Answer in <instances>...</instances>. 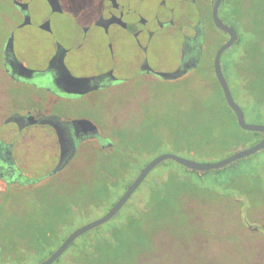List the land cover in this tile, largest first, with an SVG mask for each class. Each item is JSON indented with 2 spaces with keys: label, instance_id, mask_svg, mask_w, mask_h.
Instances as JSON below:
<instances>
[{
  "label": "rangeland",
  "instance_id": "1",
  "mask_svg": "<svg viewBox=\"0 0 264 264\" xmlns=\"http://www.w3.org/2000/svg\"><path fill=\"white\" fill-rule=\"evenodd\" d=\"M29 8L33 13L36 9L41 10L43 14L48 12L42 0H31ZM13 11L14 7L8 0H0V15L2 13L4 16H11ZM193 16L194 12L191 11L188 19H193ZM9 29V25L0 24V52ZM63 31L68 33L69 27L65 26ZM178 38L174 35L161 36L155 41L156 54L154 47L149 54L152 66L166 70L178 64L176 53L180 42ZM218 39L221 41L222 38ZM50 44V41L37 30H26L17 33L15 41L12 40V55L17 60L13 53L16 51L25 65L41 68L51 53ZM212 52V49L209 50L205 57L206 62L212 56ZM63 70L66 75L73 77L67 70L65 71V67ZM123 73L135 78L136 70L132 67L127 71L124 70ZM134 78L126 87H134L137 84ZM85 79L92 81V78ZM146 83L148 85L133 96L129 92L126 93L121 86L103 92H94L88 99L92 100L89 104L90 108L86 107L87 100L83 99L61 104L53 103L51 108L55 113L69 119L74 116L90 117L97 123L100 134L109 136L112 140L115 139V132L125 131L127 141H136L134 143L138 146V154L142 155L141 158H145L146 155L142 162L134 164L133 169H126L130 172L128 177L136 175L135 169L143 165L146 160L160 154H173L191 161L208 163L220 161L238 149L252 146L250 142L244 141L242 130L235 125L208 71L175 82L150 78L146 80ZM10 128L8 126L7 130L5 128L2 130L8 132ZM205 128L213 130V137L217 142L215 148L208 152H199L190 135L192 136L196 131H204ZM227 133H230V136H227L224 142H219L217 138ZM38 141L41 142V140ZM236 144L240 145L236 147ZM40 145L39 143L32 146L33 150L31 149L30 153L32 158L25 162L27 168L34 174H39L42 169L52 164L50 160H46L53 156L51 144L43 142L42 151L38 150ZM119 147L116 146V152L119 151ZM68 156L62 155L61 161ZM260 160H264V150L223 169L202 174L190 171L170 160L159 164L149 174L152 176L159 173L162 182L167 186L159 185L157 194L159 198L170 202L171 205L174 201L171 198L172 193L176 194L174 197L182 200H177L176 204L183 214L174 219L161 217L159 219L161 229L159 232L147 234L144 238L147 243H144V248L140 249L135 243L140 241L132 238L134 225L127 226L125 231L132 238L129 246L131 251L120 247L116 253L128 251L129 259L126 264H264V184L262 182L264 170L256 167L248 172L246 169L249 164ZM91 162L92 160L83 154L58 177L54 183H62L60 190L64 195H69L71 192L76 195L77 187L83 195L89 188L87 180L95 174ZM165 166L171 168L174 173L171 181L164 175ZM118 173L123 175L122 170ZM147 190V183H144L139 190L142 212L138 220L143 234L150 230L153 220L152 203L147 198ZM52 199L53 193L41 197L34 191L19 189L13 192L5 208L9 209V216L13 214L20 218V221L26 220L28 216L42 219H46L47 216L63 217L58 213L48 212L46 200ZM82 200L81 196L77 198V201L74 199L72 206L75 211L68 216L65 215V218L69 217L68 226L60 227L64 232H70L104 214L103 204L96 208L83 204ZM62 201L66 207H71L70 199L63 197ZM52 208L50 207L49 210ZM126 210L127 206L117 213L115 219L112 218L106 224L99 226L98 233L106 235L103 231L108 227L119 223H130L131 221L123 216ZM1 223L0 221V228ZM57 225H60L59 221ZM87 233L88 241L97 237L91 236L95 234V231L90 230ZM14 235L13 238H15ZM106 239L109 240V238ZM82 242V239H78L75 243L80 245ZM3 243V234L0 233V244ZM99 246H101L100 241L97 242L95 253L99 250ZM41 260L42 257L30 256L25 259H16L11 264H38ZM74 261V257L63 254L53 264H80ZM3 264L7 263L3 262Z\"/></svg>",
  "mask_w": 264,
  "mask_h": 264
},
{
  "label": "flooded vegetation",
  "instance_id": "2",
  "mask_svg": "<svg viewBox=\"0 0 264 264\" xmlns=\"http://www.w3.org/2000/svg\"><path fill=\"white\" fill-rule=\"evenodd\" d=\"M8 1L14 7L12 15L4 16L2 13L0 15V24L10 26L0 52V207H6L13 192L20 189L34 191L41 197L53 193V199L46 200L49 213L62 212L66 207L62 201L63 197L70 199V206L74 209L72 206L74 199L77 201L80 196L83 199L82 191L77 187L76 195L74 192L64 195L60 190L62 183L54 182L79 156L84 154L93 158L96 151L110 150L107 144L111 138L100 134L99 127L93 119L88 116L70 117V120L76 123L83 120L93 124L97 131H90L82 124L63 122L60 119L65 117L52 110L53 103L61 104L83 99L87 100L86 107L90 108L92 100L88 99L94 92L121 86L126 93L129 92L133 96L148 85L147 79L158 78L162 81L175 82L204 71H208L219 86L214 74L213 59L217 49L228 40V35L217 29L212 22L211 12L215 0H50L52 3L49 0H42L48 10L44 14L39 9L34 13L30 10L31 0ZM245 2L246 0H241L240 4L244 6ZM224 3L225 0L220 3L218 16L234 29L238 41L239 34L236 29L223 19ZM191 11L194 12L193 19H188ZM65 26L69 27L68 33L65 32L67 29L63 31ZM33 29L50 41L52 50L41 68L28 67L17 52L13 51L16 61L35 71L31 79H24L17 67H14V70L10 68L8 60L9 62L10 59L13 60V55L9 53L6 57L5 45L10 35H13L15 41L17 33ZM171 35L178 36L180 40L176 52L178 64L161 70L152 66L149 54L157 39ZM220 37L221 41L218 39ZM217 42L219 43L215 45ZM154 49L156 54L157 47ZM211 49L212 56L206 62L205 57ZM224 54L225 52L220 61L225 77ZM155 57L157 59V56ZM182 65L186 67V73L177 79L164 80L156 74L175 71ZM64 67L72 78H92L91 82L99 87L84 95L61 91L55 87L52 80L70 78L64 73ZM132 67L136 70L135 78L123 73ZM133 78L137 84L134 87H126ZM57 121L60 122L57 123L59 132L67 139L69 160L62 164L61 169L54 172L60 159V145L57 129L49 122ZM8 126L11 127L8 132L2 130L4 128L7 130ZM38 142L41 144L38 147L40 151L43 142L51 144L53 156L46 158L52 163L50 167L42 169L39 174H34L27 168L25 162L31 157L32 146L39 144ZM84 146L86 149L83 151ZM50 207L54 208L49 210ZM68 218L47 216L46 219H42L28 216L24 220L27 223L23 224L24 221L15 216L0 217L2 222L0 229L4 228V223H8L12 231L6 235L8 240L3 234L4 243L0 244V257L8 256L13 259L20 257L25 259L30 256L48 257L73 230L80 227L70 232L61 230L60 227L68 226ZM44 225L54 231V236L50 240L60 242L58 244L50 242L41 248L33 247L32 238L36 237L37 228L40 229ZM87 234L86 232L79 236L74 242L78 239L89 240ZM91 236H98V233ZM72 244L63 253L65 256H77L84 251L83 247L81 248L82 244L76 247H72Z\"/></svg>",
  "mask_w": 264,
  "mask_h": 264
},
{
  "label": "trees",
  "instance_id": "3",
  "mask_svg": "<svg viewBox=\"0 0 264 264\" xmlns=\"http://www.w3.org/2000/svg\"><path fill=\"white\" fill-rule=\"evenodd\" d=\"M240 3L241 0H225L222 7L223 19L226 23L234 27L239 34V40L223 55L224 75L230 87L232 97L242 107L247 122L264 124V0H246L244 6ZM217 87L224 105L228 108L235 125L238 127L233 112L226 105L218 85ZM242 133L244 134V141L250 142L251 145L259 142L263 138V134L258 132L242 130ZM125 135V131L115 132V139H111L109 151H96L95 157H89L92 160L91 163L94 166L92 169L95 170V174L91 179L88 178L87 180L89 188L83 193V204L96 208L103 204V206H105L104 212L108 211L125 191L126 187L133 181L140 169L152 159L146 160L143 165L136 168V175L128 177L127 175H130V172H127L126 169H133L132 167L135 166L134 164L142 162L141 160L145 159L146 155L145 158H141L142 155L138 154V146L134 143L136 141H127ZM227 136H230V133L223 136L220 135L217 139L219 142H224V139L228 138ZM190 137L193 138V142L197 146L199 152H208L210 149L215 148L217 142L216 138L213 137V130L206 129L200 132L196 131L192 136L190 135ZM239 145L240 144H236V147ZM116 146H120L118 152H116ZM256 167H260L264 170V160L249 164L246 169L249 172L253 171ZM164 169V175L167 177L166 179L171 181L174 175L172 169L166 166ZM121 170L123 171V175H119L118 173ZM150 174L141 184L142 186L144 183H147V198L150 203H152L151 215L153 220L152 225H150V230L146 234L140 231L142 226L138 218L141 216L142 206H140L139 200V190L141 188V186H139L130 197L129 201L121 208L122 211L123 208L127 206V210L124 211L123 216L131 222L114 224L108 227L103 231L106 235L98 233L100 227L92 230L98 233V236L92 241L87 240V242L83 240L81 248L83 247L84 251L81 252L80 255L73 256L75 259L74 262L77 261L80 264H126L129 259L128 251H131L129 249L130 239H138L140 242H135L139 245L138 249L141 247L144 248L147 243L144 241L145 236L147 234L159 232L161 229L159 222L161 217L174 219L178 215L183 214L181 213L182 211H179V207L176 204L177 200L182 201L181 198H175L174 195L176 194L172 193L171 198L174 199L172 205L170 202L159 198L156 191L158 186L163 185L165 187L167 184L162 182L159 173H155L152 176H150ZM262 182L264 184V179ZM8 211L9 209L0 207V217H13V214H11V216L8 215ZM74 211L75 210L71 207H64L62 212L56 211L53 214L58 213L64 217L65 215L68 216L72 214ZM121 211H119V213ZM45 212L46 211H44V213ZM115 218L116 216L113 219ZM129 225H134L135 227V229H133L134 235L132 238H130L125 231V228ZM9 226L10 224L4 223V228L0 229V233L4 234V236L11 234L12 231L9 229ZM140 233L141 235H139ZM35 236L36 237L32 238L33 240L31 241L34 245L33 247L41 248L48 245L50 242V244L53 242H57L58 244L60 242V240H50L51 237L53 238L54 236V231L50 229V227H46V225L40 229L38 227ZM106 238H109V240ZM5 239L8 240L7 236ZM113 239L114 241H111ZM98 241L101 242V246H99V250H96L97 252L95 253ZM76 246L74 242L72 247ZM120 247H125L128 251L125 252L124 250V253H116V250ZM50 252H52V250ZM46 257L47 256H43L42 259ZM0 259H2V262H0L1 264H3V262L11 264V260L15 261L16 259H23V257L13 259L5 256L0 257Z\"/></svg>",
  "mask_w": 264,
  "mask_h": 264
},
{
  "label": "water",
  "instance_id": "4",
  "mask_svg": "<svg viewBox=\"0 0 264 264\" xmlns=\"http://www.w3.org/2000/svg\"><path fill=\"white\" fill-rule=\"evenodd\" d=\"M221 1L222 0H215L213 7H212L211 18H212V22L214 26L220 31L228 35V40L217 49L214 55L213 69H214L215 78L220 86V89L222 91V95H223L226 105L229 107V109L233 112L235 116L238 127L243 131L258 132V133L264 134L263 124L248 123L246 121L245 115L241 107L235 102V100L232 97L229 86L222 73L221 61H220L221 56L224 52L229 50L234 45L238 37L234 29L226 25L218 16V8L220 6ZM50 3L52 2L50 1ZM12 40H13V35H10L5 45L6 57H8L9 53H12ZM11 60L12 59H10V62L8 60L10 68L14 70V67L15 68L17 67V69L20 71L18 72L22 78L31 79L33 77V74L35 73V71L27 69L20 62L16 61L14 57H13V60L12 61ZM56 62H57V59H55L54 63ZM185 68L182 65L175 71L156 72V74L164 80L177 79L186 73ZM52 83L55 85L56 88L60 89L61 91H64L65 93H68V94H74V95H84L87 92L91 90H95L99 87L97 84H94L90 82L89 79H85V78L76 79V78L70 77L64 80L63 79L62 80L53 79ZM60 120L63 122H71L73 124H77V123L82 124L85 128L90 129V131H97V128L93 124L88 123L87 121L80 120V121H77L76 123V121L70 120L67 118H63ZM49 123L52 124V126L57 129L59 145H60V158H62V155L65 156L67 155V152H68L67 139L62 133L59 132V127H57V123L60 124L59 121L49 122ZM107 146L110 147L111 142H109ZM262 150H264V138L248 148L238 149L234 151L228 157L220 161H217V162L199 163V162L191 161V160H188V159H185V158L173 155V154L157 155L156 157L152 158L144 167L140 169V171L138 172L136 177L133 179V181L126 187L125 191L115 201V203L110 207L108 211H106L102 216L73 230L63 240V242L60 244V246L55 251H53L45 260L41 261L38 264H53L55 261H57L62 256V254L68 249V247L79 236L109 222L126 204V202L130 199V197L134 194V192L138 189V187L146 179L148 174L156 166L163 163L164 161H167V160L173 161L185 167L186 169L190 171H195L201 174V173H205V172H209L213 170L223 169L233 163L238 162L239 160L253 156L257 152L262 151ZM68 160H69V156L65 158V160H62V161L61 159H59L58 166L57 168H55L54 172L59 170L61 168V165L67 163Z\"/></svg>",
  "mask_w": 264,
  "mask_h": 264
}]
</instances>
